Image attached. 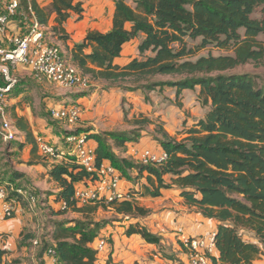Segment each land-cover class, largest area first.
I'll return each instance as SVG.
<instances>
[{
  "label": "trees",
  "instance_id": "obj_1",
  "mask_svg": "<svg viewBox=\"0 0 264 264\" xmlns=\"http://www.w3.org/2000/svg\"><path fill=\"white\" fill-rule=\"evenodd\" d=\"M30 7L40 26L54 15L49 32L62 40L67 38V19L72 14L79 19L83 12L81 0H51L45 6L30 0ZM257 8L260 17L254 15ZM139 34L138 57L122 65L114 63L123 45ZM259 34H264V0H114L110 29L89 30L71 48L72 63L91 80L103 82L106 89L149 91L170 86L177 97L183 89L198 87L197 99L207 111L181 140L158 127L161 134L155 139L167 153L160 165L134 163L113 153L108 140L123 146L137 139L133 130L91 136L97 144V163L108 160L123 176L132 168L138 176L147 173L142 195L158 196L161 188H177L187 205L214 219L220 264H254L256 256L264 254V84L258 85L249 73L232 72L239 65L264 64ZM187 39L198 42L190 46ZM209 46L226 52L197 54ZM86 48L90 51L85 52ZM157 77L169 79H153ZM141 120L133 123H151L146 117ZM44 156L57 159L61 154ZM64 157L66 161L49 171L60 188L56 200L64 204L59 212L83 213L90 204H78L73 192L88 174L72 153ZM102 207L129 218L146 213L133 200H114ZM67 222L54 221L53 245L42 253L48 255L47 249H53L60 264H94L97 225L77 219ZM125 234H139L148 242L158 240L137 222L128 224ZM8 253L0 239V264H13L3 261Z\"/></svg>",
  "mask_w": 264,
  "mask_h": 264
},
{
  "label": "crops",
  "instance_id": "obj_2",
  "mask_svg": "<svg viewBox=\"0 0 264 264\" xmlns=\"http://www.w3.org/2000/svg\"><path fill=\"white\" fill-rule=\"evenodd\" d=\"M19 1V13L12 16L7 28L0 32V42L4 47L11 45L9 39L12 35L27 33L36 20L30 7V0H25L23 4L22 0ZM36 1L40 6H45L51 0ZM81 1L83 7L81 17L77 19L76 14H72L64 24V34L67 38L62 40L58 38V35L47 37L57 42H64L71 62L72 46L80 42L89 30L100 32L109 30L114 10V0L109 1L106 12L103 10L105 0H90L88 4L86 0ZM53 19L52 14L47 24L41 26L47 34H51L49 29L54 24ZM258 37H261V34ZM141 39L142 35L139 34L126 42L120 56L114 59V63L122 65L138 57L137 46ZM43 41L48 43L45 37ZM89 51L90 48L85 49V52ZM11 74L18 78V82L6 95L4 108L6 117L16 129L17 137L8 142L0 139V181L9 183L13 187L25 184L27 188L36 193L38 206L35 212H30L25 209L29 202L23 199V202L16 204L13 215L5 218L1 212L2 203L0 202V234L2 236L0 239L3 247L8 251L12 249V245H6L8 239L12 236L10 239L15 247L14 250L17 249L16 242L22 239L24 227H31L38 222L42 224L41 218L51 220L50 227L54 231L55 220H67V224H73V220L77 217L64 218L63 215L67 212L82 213L70 210L65 213L59 212L64 205L62 201L56 200L60 188L49 174L55 164L63 163L66 161L64 156L71 154V145L65 141L66 130L74 129V131L86 133L87 143L96 147L97 144L92 134L137 129L139 136L136 140L127 141L120 147L114 145L110 139L108 143L117 157L141 163L140 154L143 150L148 149L155 152L162 150L158 140L147 132V129L152 130L154 124L160 122L169 136L180 140L188 135L186 130L198 119L203 118L207 111V108L204 111L201 109L202 113L192 115L194 119L190 118L189 122H183L184 119L180 117L174 106L164 98L167 96L172 99L175 95V89L170 86L156 87L149 91L106 89L103 82L93 81L88 76L87 79H90V82L88 81L89 84L85 86H61L45 77H37L29 66L23 64L12 67ZM185 91L193 93L194 99L197 98L198 87L193 90L183 89L182 94ZM65 97H71V103H76L81 109V115L75 126H67L50 116V108L66 105ZM180 101L182 110L187 108L185 99L182 98ZM144 117L151 121L148 126L133 123L135 119L139 120ZM37 138H42L55 147L61 156L52 159L42 155L38 148ZM102 162L109 163L105 159ZM17 173L20 176H14ZM137 174L136 169H128L127 176L120 175L119 186L121 189L134 191L133 201L145 209L146 213L123 221L120 225L115 222L114 227L108 225L106 228H110L108 231L110 244L108 243L103 251L96 253L94 264H188V256L179 242V236L181 234L187 236L214 234L217 222L204 217L196 208L187 205L177 188H161L158 196L142 195L144 186L148 185L147 173L144 171L139 176ZM163 178L168 181L169 175ZM106 209L111 210L110 212L114 211L110 207ZM45 211L49 212V216L46 217ZM117 215L129 218L123 214ZM134 222L155 235L158 240L148 242L139 234H125L127 225ZM251 240L256 242L254 238ZM24 254L27 256L30 254L33 258V249L30 253ZM7 257L8 255L4 258V262ZM41 260L42 264H54L45 253H42ZM253 263L264 264V254H258ZM31 264L38 263L31 261Z\"/></svg>",
  "mask_w": 264,
  "mask_h": 264
},
{
  "label": "built area",
  "instance_id": "obj_3",
  "mask_svg": "<svg viewBox=\"0 0 264 264\" xmlns=\"http://www.w3.org/2000/svg\"><path fill=\"white\" fill-rule=\"evenodd\" d=\"M19 9V0H0V32L7 28L11 17L17 15ZM43 40L44 31L38 21L34 20L27 33L10 37L9 47H4L0 42V76L3 79V83L0 84V138L2 141L8 142L17 137L16 129L6 117L4 108L6 95L18 82V78L11 74L12 67L18 64L27 65L37 77H45L61 86H85L88 83L87 76L75 64L63 57L57 45ZM49 113L52 118L62 121L67 126H75L81 115V109L76 103H70L58 108L52 107ZM66 132L65 141L71 145V153L76 164L88 174L83 183L75 187L73 199L78 204L97 205H107L114 200H133L134 191L120 188L118 170L110 163L96 162L94 147L87 143L86 134L75 132L74 129L66 130ZM37 143L42 155L60 154L55 147L42 138H37ZM166 159L167 153L164 150L155 152L145 149L140 154L142 164L160 165ZM11 192H14L12 196ZM19 197L29 203L35 201V197L22 188L0 181L1 212L4 216L15 210ZM179 241L187 251L188 264H220L216 259L213 233L205 236L181 234ZM33 244L37 245L38 242L33 241ZM107 245L108 239L105 236H99L96 239L95 249L101 252ZM47 254L55 264H60L56 263L57 257L53 249L48 248Z\"/></svg>",
  "mask_w": 264,
  "mask_h": 264
},
{
  "label": "rangeland",
  "instance_id": "obj_4",
  "mask_svg": "<svg viewBox=\"0 0 264 264\" xmlns=\"http://www.w3.org/2000/svg\"><path fill=\"white\" fill-rule=\"evenodd\" d=\"M89 1L90 0H86V4H88ZM109 1L110 0H105V3H107V5H105V3H104V9H103L104 12H106V9L109 6ZM254 15L257 17L261 16L260 8L256 9ZM44 33H45L46 41H48L49 44L57 45L58 48L60 49V51L62 52L63 57L69 61V58H68L69 54H68L67 50L65 49L64 42L63 41L57 42L55 39L47 38V37H55V36L52 34H47V32H45V31H44ZM258 38L263 41V45H264V34H261V37H258ZM197 42H198V40L187 39V43L190 46H194ZM208 52H211L212 54H218V53H225L226 51L218 50L214 46H209L206 49L200 50L199 52H197V54H206ZM232 72H234V73H243V72L249 73L251 76H253L254 80L257 82L258 85L264 84V64L247 63V64H243V65H239V66L235 67L232 70ZM166 78L169 79L168 77H162V78L157 77V78H153V79H166ZM88 81L90 82V79H88ZM89 82L87 84H89ZM90 86H89V88H90ZM184 93L182 94V91H181L179 96L176 97L174 95L172 97V99L168 98L167 96H164V98L167 99L168 102L174 106V108L176 109V111L180 115V117L184 119L183 122H186V121L189 122L190 118L191 119L195 118V117L193 118L192 115L196 116L197 113L198 114L202 113L201 109H202V111H204V110H206V108L201 106V104L197 98L194 99L193 93H191L189 91H185ZM182 98H184L185 103H187V108H185L183 110H182V102L180 101ZM64 101L66 102V104H70L71 103V97H65ZM194 108H197V109H194ZM139 120H141V119H139ZM141 124L142 123H140L138 125L142 126L143 124L142 125ZM145 126H148V124H145ZM159 126L162 127V124L160 122L155 123L154 127H152V130L147 129V132L151 133V135L154 138H156V136H160V134H161L158 131ZM133 131L135 134L134 137H136V136L138 137L139 136V133L137 132L138 130L133 129ZM184 134H186V133H184ZM8 161H10V160L8 159ZM19 185H23V186H16V185H14V186L18 187V188H22L26 193H28V194L30 193L33 197H35V201L27 204V206H26L27 208L25 207L26 210L28 209L30 212H35L36 207L38 206L36 193L33 190H31L30 188H27V186H25V184H23V183L19 184ZM110 211L111 210H108V209L102 207V205H88V207H86V209L83 213L74 214L71 212H67L63 216H64V218L65 217L72 218L75 216V217H77L76 218L77 220H80L87 225L96 224L98 229H99L98 235L96 237L98 238L99 236H102V237L105 236L108 239L110 237V233H108L110 228H106L108 225H110L111 227H114V224H116L115 222H118L120 225L121 222L128 221L129 219H132V218H124L122 215H121V217H118V215L114 211L113 212H110ZM45 214H46V217L49 216V212L45 211ZM41 220L43 221L42 224L38 222L35 225H32L33 227L32 226L31 227H24V230L22 232V235H23L22 239H18L19 242H18V240L16 242L17 243V249L14 250L15 247L12 244V239H10V238H12V236L8 239V243H6V245L7 246L12 245V249L11 248L9 249V254H8L7 259H5V262L9 261V262H12L13 264H31V261H36L38 264L42 263L41 262L42 251L47 245H49L48 247L53 245V240H52V237L50 236V233L52 231V227H50L51 226V224H50L51 220L47 221V219L45 220V218H41ZM33 241H37L38 245H34ZM93 242L95 243V246H96V240L95 239ZM109 242L110 241H108V243ZM18 243H20V244H18ZM21 245H23V246H21ZM32 249H33V254H32L33 258H31L30 254L28 256L24 254L26 252L30 253V251ZM185 252L187 253L186 250H185Z\"/></svg>",
  "mask_w": 264,
  "mask_h": 264
},
{
  "label": "bare ground",
  "instance_id": "obj_5",
  "mask_svg": "<svg viewBox=\"0 0 264 264\" xmlns=\"http://www.w3.org/2000/svg\"><path fill=\"white\" fill-rule=\"evenodd\" d=\"M176 228V227H175ZM181 229V228H180Z\"/></svg>",
  "mask_w": 264,
  "mask_h": 264
}]
</instances>
